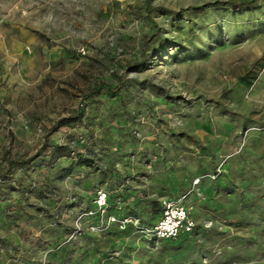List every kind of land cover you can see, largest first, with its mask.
Segmentation results:
<instances>
[{
  "label": "rangeland",
  "instance_id": "1",
  "mask_svg": "<svg viewBox=\"0 0 264 264\" xmlns=\"http://www.w3.org/2000/svg\"><path fill=\"white\" fill-rule=\"evenodd\" d=\"M0 264H264V0H0Z\"/></svg>",
  "mask_w": 264,
  "mask_h": 264
},
{
  "label": "built area",
  "instance_id": "2",
  "mask_svg": "<svg viewBox=\"0 0 264 264\" xmlns=\"http://www.w3.org/2000/svg\"><path fill=\"white\" fill-rule=\"evenodd\" d=\"M101 198L105 199V197ZM196 228L197 221L185 203L165 200L161 203L158 220L152 225L144 226L143 230L145 234L158 240H171L177 239L183 234H190Z\"/></svg>",
  "mask_w": 264,
  "mask_h": 264
},
{
  "label": "trees",
  "instance_id": "3",
  "mask_svg": "<svg viewBox=\"0 0 264 264\" xmlns=\"http://www.w3.org/2000/svg\"><path fill=\"white\" fill-rule=\"evenodd\" d=\"M118 89H119V87L116 90H118ZM160 213H161V209H160Z\"/></svg>",
  "mask_w": 264,
  "mask_h": 264
}]
</instances>
